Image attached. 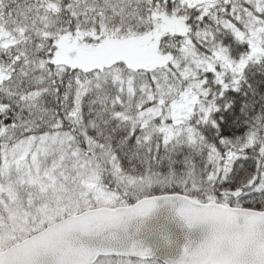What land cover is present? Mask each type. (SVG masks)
Segmentation results:
<instances>
[{
    "label": "snow or ice",
    "instance_id": "6c2138e0",
    "mask_svg": "<svg viewBox=\"0 0 264 264\" xmlns=\"http://www.w3.org/2000/svg\"><path fill=\"white\" fill-rule=\"evenodd\" d=\"M165 207L264 264V0H0V264H160Z\"/></svg>",
    "mask_w": 264,
    "mask_h": 264
},
{
    "label": "water",
    "instance_id": "95a60500",
    "mask_svg": "<svg viewBox=\"0 0 264 264\" xmlns=\"http://www.w3.org/2000/svg\"><path fill=\"white\" fill-rule=\"evenodd\" d=\"M160 226L167 227L173 233V237L176 240L174 244H172L170 247H164L160 244L158 239L151 235H146L145 240L146 243L153 248L156 257L159 259V262L163 264V261L166 259L174 260L178 258L182 246L185 243L184 232H186L187 229H178L171 222V213L167 207L158 210L156 214L148 221V227L150 229H156ZM192 232L193 239H196L198 237L199 230L194 229Z\"/></svg>",
    "mask_w": 264,
    "mask_h": 264
},
{
    "label": "trees",
    "instance_id": "16d2710c",
    "mask_svg": "<svg viewBox=\"0 0 264 264\" xmlns=\"http://www.w3.org/2000/svg\"><path fill=\"white\" fill-rule=\"evenodd\" d=\"M161 264V263H160Z\"/></svg>",
    "mask_w": 264,
    "mask_h": 264
}]
</instances>
